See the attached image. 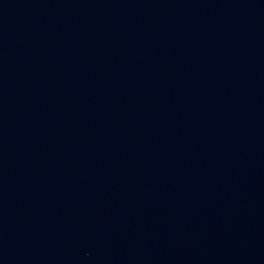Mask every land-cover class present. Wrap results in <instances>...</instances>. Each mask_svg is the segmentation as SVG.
<instances>
[{
	"label": "water",
	"instance_id": "1",
	"mask_svg": "<svg viewBox=\"0 0 264 264\" xmlns=\"http://www.w3.org/2000/svg\"><path fill=\"white\" fill-rule=\"evenodd\" d=\"M0 264H264V0H0Z\"/></svg>",
	"mask_w": 264,
	"mask_h": 264
}]
</instances>
